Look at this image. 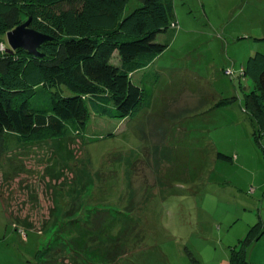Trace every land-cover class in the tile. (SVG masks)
I'll use <instances>...</instances> for the list:
<instances>
[{
	"label": "rangeland",
	"instance_id": "1",
	"mask_svg": "<svg viewBox=\"0 0 264 264\" xmlns=\"http://www.w3.org/2000/svg\"><path fill=\"white\" fill-rule=\"evenodd\" d=\"M128 1L124 16L139 6ZM171 2L176 26L157 36L168 46L150 64L148 107L121 121L92 115L65 138L17 147L7 136L0 264H193L189 251L230 264L234 250L264 264V136L243 111L253 81L241 74L264 52V0ZM70 242L82 246L71 256Z\"/></svg>",
	"mask_w": 264,
	"mask_h": 264
},
{
	"label": "trees",
	"instance_id": "2",
	"mask_svg": "<svg viewBox=\"0 0 264 264\" xmlns=\"http://www.w3.org/2000/svg\"><path fill=\"white\" fill-rule=\"evenodd\" d=\"M138 1L124 16L128 0H0V43L5 44L0 51V156L9 150L8 135L16 138L17 147L65 138L84 133L92 115L121 121L150 105L157 77L150 64L168 46L157 36L174 29L176 17L171 0ZM23 18L50 36L39 48L43 57L7 45L6 32ZM241 74L253 81L244 94L243 111L259 139L264 136V52L252 55ZM40 86L45 92L30 107ZM101 231L102 239L118 235ZM64 233L65 241L74 237L71 230ZM249 241L248 235L240 242ZM68 246L69 256L82 248H73L72 242ZM50 249L38 255L39 262ZM187 253L193 264H200ZM230 264H248L244 252L232 251Z\"/></svg>",
	"mask_w": 264,
	"mask_h": 264
},
{
	"label": "water",
	"instance_id": "3",
	"mask_svg": "<svg viewBox=\"0 0 264 264\" xmlns=\"http://www.w3.org/2000/svg\"><path fill=\"white\" fill-rule=\"evenodd\" d=\"M30 19L6 33V42L12 50L21 49L34 57H43L39 48L50 36L40 33L29 27Z\"/></svg>",
	"mask_w": 264,
	"mask_h": 264
},
{
	"label": "clouds",
	"instance_id": "4",
	"mask_svg": "<svg viewBox=\"0 0 264 264\" xmlns=\"http://www.w3.org/2000/svg\"><path fill=\"white\" fill-rule=\"evenodd\" d=\"M6 37V36H5Z\"/></svg>",
	"mask_w": 264,
	"mask_h": 264
}]
</instances>
